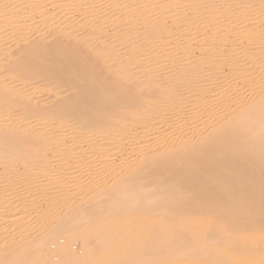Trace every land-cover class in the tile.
Listing matches in <instances>:
<instances>
[{
  "label": "bare ground",
  "instance_id": "1",
  "mask_svg": "<svg viewBox=\"0 0 264 264\" xmlns=\"http://www.w3.org/2000/svg\"><path fill=\"white\" fill-rule=\"evenodd\" d=\"M0 165V264H264V0H0Z\"/></svg>",
  "mask_w": 264,
  "mask_h": 264
},
{
  "label": "rangeland",
  "instance_id": "2",
  "mask_svg": "<svg viewBox=\"0 0 264 264\" xmlns=\"http://www.w3.org/2000/svg\"><path fill=\"white\" fill-rule=\"evenodd\" d=\"M72 15V14H71ZM76 15H78V14H76ZM66 16H68L67 14L66 15H64V16H60L61 17V20H63ZM114 41H116V39L115 40H113V42ZM198 45H195V49H197V51H198V47H197ZM244 94H246V96L248 95V92H246V93H244ZM250 95V94H249ZM69 145V144H68ZM116 156V155H115ZM136 157V154L135 155H133V158H135ZM3 167H1V165H0V169H2ZM4 170V169H3ZM5 172V171H4ZM20 174L21 173H23V172H19ZM5 174L6 175H4V176H6V177H11V176H14V175H17V176H14L13 177V179H17V181L19 180V179H21V177L22 176H20V175H18V173H12V172H5ZM91 177H92V175H91ZM78 179L80 180V182H79V185L81 186V185H85L87 182H88V179H89V177H87L86 176V169H85V167L84 168H81V169H79V171H78ZM4 181V177L3 176H1L0 175V183H2ZM16 184H18V185H16V186H19V187H21V186H23L24 185V181L23 182H19V183H16ZM41 192H42V194H44L42 197H40V202H41V204L40 205H42V207L43 208H46V206H47V204H49V203H52L53 201H52V199H55V197H56V192H52V189L51 188H48V189H44V186H41V190H40ZM63 203H65V204H67V205H69V203H70V201H64ZM12 217V214H8V217H7V219H9L10 220V218ZM34 217V216H33ZM31 220H33L32 219V217H31V219L29 220V221H31ZM34 220H35V218H34ZM9 222H7L6 224H8ZM50 224V223H49ZM49 224L47 223V222H45V221H40L39 222V224H38V228L34 231V232H36V235L38 234V233H40L41 232V230H42V228L44 229V228H47L48 226H49ZM9 231H10V234H15V233H17L18 232V230H11V229H9ZM55 241H52V243H51V246H52V248H55ZM78 244H76V249H78L79 248V245L77 246ZM260 246L259 245H257V246H253V250H257V252H258V248H259ZM259 257H261V255L260 254H258V256L255 258V259H258Z\"/></svg>",
  "mask_w": 264,
  "mask_h": 264
}]
</instances>
